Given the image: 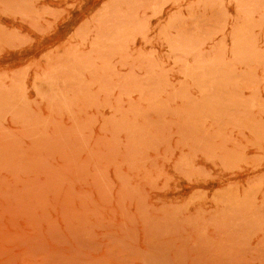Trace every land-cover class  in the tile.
Segmentation results:
<instances>
[{
    "label": "rangeland",
    "instance_id": "rangeland-1",
    "mask_svg": "<svg viewBox=\"0 0 264 264\" xmlns=\"http://www.w3.org/2000/svg\"><path fill=\"white\" fill-rule=\"evenodd\" d=\"M0 264H264V0H0Z\"/></svg>",
    "mask_w": 264,
    "mask_h": 264
}]
</instances>
